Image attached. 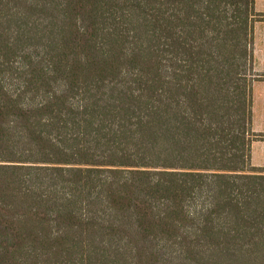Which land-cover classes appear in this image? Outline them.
<instances>
[{"label": "trees", "instance_id": "1", "mask_svg": "<svg viewBox=\"0 0 264 264\" xmlns=\"http://www.w3.org/2000/svg\"><path fill=\"white\" fill-rule=\"evenodd\" d=\"M252 0H0V264H264Z\"/></svg>", "mask_w": 264, "mask_h": 264}, {"label": "crops", "instance_id": "2", "mask_svg": "<svg viewBox=\"0 0 264 264\" xmlns=\"http://www.w3.org/2000/svg\"><path fill=\"white\" fill-rule=\"evenodd\" d=\"M249 16L251 36V89L250 162L264 167V0H252Z\"/></svg>", "mask_w": 264, "mask_h": 264}, {"label": "rangeland", "instance_id": "3", "mask_svg": "<svg viewBox=\"0 0 264 264\" xmlns=\"http://www.w3.org/2000/svg\"><path fill=\"white\" fill-rule=\"evenodd\" d=\"M253 165V164H252Z\"/></svg>", "mask_w": 264, "mask_h": 264}]
</instances>
